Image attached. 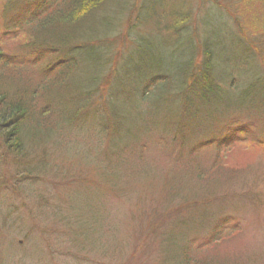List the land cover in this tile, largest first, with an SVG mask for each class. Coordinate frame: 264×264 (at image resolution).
I'll list each match as a JSON object with an SVG mask.
<instances>
[{"label":"rangeland","instance_id":"1","mask_svg":"<svg viewBox=\"0 0 264 264\" xmlns=\"http://www.w3.org/2000/svg\"><path fill=\"white\" fill-rule=\"evenodd\" d=\"M23 1L9 11L8 0H0V44L6 50L18 51L24 44L21 38L2 37ZM143 1H130L108 33L106 40L113 41L106 56L110 84L99 82L95 99L81 100L95 111L105 104L121 112L141 109V121L131 115L116 129L119 134L104 138L93 130L108 133L100 111L92 118L86 112L74 123L68 118L77 113L66 110L65 101L63 108L54 106L49 138L26 159L0 143V264H189L190 257L207 264H264V147L244 143L229 154L215 152L214 146L190 153L203 136H188L187 128L172 118L181 109L180 100H151L162 89L153 83L155 77L144 79L147 101L140 99L136 84V105H127L134 102L132 91L123 89L131 86L129 66L123 64L132 63L139 45L171 43L166 30L153 22L161 15L159 6L178 7L174 18L184 6L188 21L177 28L176 38L187 44L189 33H195L188 43L195 53L209 38L216 72L227 75L231 86L245 83L260 66L254 63L246 75L229 68V74L224 62L235 59V51L239 58L244 41L264 43V0H160L159 6L147 0L152 3L146 13ZM170 48L162 47L157 55L161 70H169L179 54ZM79 54L71 56L80 64ZM174 78L161 81L169 85ZM122 81L123 88L118 85ZM116 97L121 104L112 102ZM232 118L245 119H227ZM247 120L253 122L254 140L263 141L264 123ZM66 122L74 125L64 127ZM195 168L205 175L198 178Z\"/></svg>","mask_w":264,"mask_h":264},{"label":"trees","instance_id":"2","mask_svg":"<svg viewBox=\"0 0 264 264\" xmlns=\"http://www.w3.org/2000/svg\"><path fill=\"white\" fill-rule=\"evenodd\" d=\"M130 1L132 0H24L21 6L25 7L22 9L25 11H21L17 16L13 15L8 20L9 26H4L3 39L21 38L24 41L18 51L6 50L2 43L0 44V143L11 154L24 160L34 146L45 142L54 128L51 129V121L57 113L53 110L54 106L63 108L65 101H69L66 110H73V113L75 110L77 113L68 118L74 123L86 112H91L92 118L100 111L108 121V133L104 134L95 126L93 130L104 138L119 134L116 129H120L125 121L129 123L131 115L141 121V109L134 107L127 112H121L116 110V106L109 110L107 104L104 107L102 105L101 110L98 106L96 111L85 106L86 104L81 105L84 97L95 99L94 91L99 82L106 81L107 84L102 85L110 84L111 65L107 64L109 61L106 56L107 53L111 55L110 47L113 41L106 39L109 38L111 27L117 24L118 19L130 6ZM16 2L17 0H8L6 9H13ZM143 2L141 6L146 13L147 5L152 2ZM153 4L159 6L161 1L156 0ZM168 6L171 4L168 3ZM158 8L161 15L153 22L157 27H163V31L166 30L171 43L161 46L139 45L134 57H131L132 63L123 64L125 68L129 66L126 74L130 76L128 81L131 86L123 88V81V84L118 85L128 93L132 91L134 100L127 105H136V84L141 90L140 96L143 95L140 99L147 101L148 92L144 88L148 86H145L144 79L152 80L155 77L157 81L153 80V83H158L162 89L156 90L157 95L150 99L154 100L159 96V100L166 102L173 96L180 100L181 109L175 110L172 118L174 116V119H179V127L187 128L188 136H203L202 140L189 149L190 153L214 146L212 148L215 152L223 150L225 154H229L237 145L244 143L264 147V140H254L253 122L247 120V117H255L257 121L264 123V43L244 41L245 46L242 44L239 58L236 51L233 54L235 59L225 58V68L229 74L233 73L231 70L237 69L243 70L246 75L251 72L254 63L260 66L256 74L253 72L254 77L247 79L245 83L233 82L231 86L226 81L227 75H221L215 70L216 58L212 47L209 46V38L201 43L199 50H195L196 53L193 52L194 47L188 45L190 36L195 33H189L187 44L182 43L179 37L176 38L177 28L184 26L188 21L186 8H179L175 18V10L178 7ZM165 12L167 13L162 15ZM169 21L172 22L167 27ZM240 35L246 37L244 33ZM169 46L172 52L179 54L169 63V70H161L157 55L163 51L162 47L169 49ZM149 48L155 51L154 55L150 54ZM74 52L80 53V64L72 58L71 53ZM149 56L154 58L150 59ZM229 68L231 70H228ZM145 70L151 72L144 75ZM168 75L176 76L169 85L166 81H161ZM153 93L150 91L148 97ZM116 98L112 102L121 104V99ZM78 102L79 104H76ZM126 103L128 102L124 105ZM127 105L121 106V110L125 111ZM240 115H244L245 119H227ZM110 122L112 125L109 127ZM74 123L66 122L64 127ZM210 126L214 128L209 130ZM195 173L198 178L205 175L197 168ZM188 260L189 264H207L198 257H190ZM172 263L175 264L174 261Z\"/></svg>","mask_w":264,"mask_h":264}]
</instances>
